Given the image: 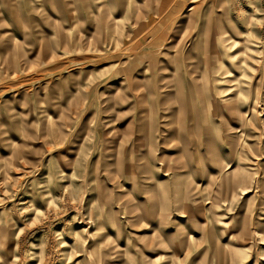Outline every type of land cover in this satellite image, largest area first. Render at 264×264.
I'll return each mask as SVG.
<instances>
[{
    "label": "rangeland",
    "instance_id": "rangeland-1",
    "mask_svg": "<svg viewBox=\"0 0 264 264\" xmlns=\"http://www.w3.org/2000/svg\"><path fill=\"white\" fill-rule=\"evenodd\" d=\"M215 50L221 98L262 109L264 0H0V264H264V184L242 188L229 145L226 181L174 175L197 157L184 114L158 132L166 86L194 63L205 83Z\"/></svg>",
    "mask_w": 264,
    "mask_h": 264
},
{
    "label": "bare ground",
    "instance_id": "bare-ground-1",
    "mask_svg": "<svg viewBox=\"0 0 264 264\" xmlns=\"http://www.w3.org/2000/svg\"><path fill=\"white\" fill-rule=\"evenodd\" d=\"M188 51L189 49L187 52ZM215 55L217 57L215 58L216 60L214 64L210 65L208 72H205L206 76H203L206 78L205 83H199L198 77H191L192 73L197 72V70H195L197 64L194 63V68L185 73L187 85L183 83L182 77L177 73L173 79L177 84L172 86V88L171 85H165L166 88L169 87L166 92L167 95H171V91L173 92L172 89L175 88L174 90L175 94H177L178 100L176 101L179 105L176 108H168L170 109L169 112L159 114L158 118L161 121L158 132L160 135H163L166 131V124L168 122L169 124L173 122V119L166 122L164 121L165 118L168 116L174 117L176 114L177 116L179 114V118H181V114H184L185 122L179 118V121L177 120L179 124L177 133L179 134L182 143L180 145L182 149L189 147L191 151L197 152V157L194 160H185L182 164L176 166L175 170L173 169L174 175L184 173L189 174L191 171H196L197 167H199L201 171L204 168L206 170L201 178L204 177L205 179V176H207L210 180L211 176L215 175L222 181H226L225 176L223 175L225 165V159L223 156L225 155H220L218 147L224 148L229 145L231 155H233L238 161L242 162L237 164L235 168L238 172V178L243 186L242 188L249 189L252 184H255L256 187L260 188L264 184V166L262 167L255 159L260 158L262 154L264 155V151L255 154L252 150L254 147L251 148L244 141L239 142L237 146H235L234 140L240 138L242 140H245L246 138L262 139V136L264 135V103L262 109L259 110V107L257 106L259 97L256 95H254L253 99H250L249 97L250 100L248 99V101L250 102L246 104L245 107L239 104L237 99L234 98L236 93H233L231 97H225L226 99H222V94H224L226 88L218 86L216 83L218 79H214L212 76L213 71L221 67L222 59L220 58L219 52L216 51ZM190 63L192 62H189V64ZM199 79L202 82L203 78L199 77ZM191 87L194 90H192ZM184 88H189V95L187 98L183 95ZM260 100L264 102V96L263 99ZM141 112L144 113L145 110H142ZM259 117L261 119H259ZM143 118L144 116L141 114L140 119ZM230 119L235 120L237 126L233 127L232 125L234 122L232 123ZM148 123L153 122L152 120H150V122L148 120ZM144 130L145 129H143V131ZM165 169L167 170V167H165ZM208 179L204 182V186H207V188H209L211 183V180L209 181ZM188 185H190L189 193L191 199H194L192 197L197 195L196 192L199 191V184L195 182V178L192 177L186 185L187 188ZM261 206L260 212L258 213V226L260 229L257 227L256 231H259V233H262L264 236V202L261 203ZM192 215L194 214L192 213ZM242 227L243 231L246 230V223H244ZM244 253L245 252L243 251L242 259H248ZM237 256L238 253L231 249L229 252L230 260H236Z\"/></svg>",
    "mask_w": 264,
    "mask_h": 264
}]
</instances>
